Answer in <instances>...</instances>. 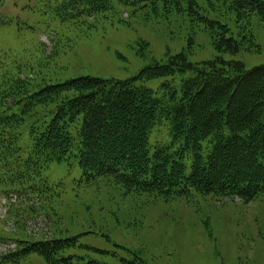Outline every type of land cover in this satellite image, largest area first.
<instances>
[{"label": "trees", "instance_id": "16d2710c", "mask_svg": "<svg viewBox=\"0 0 264 264\" xmlns=\"http://www.w3.org/2000/svg\"><path fill=\"white\" fill-rule=\"evenodd\" d=\"M118 2L136 9L149 7L164 16L186 13L206 24L218 53L235 54L241 47L226 25L200 13L198 0ZM228 2L237 20L252 14L264 19V0ZM23 8L32 13L52 10L61 21L89 24L101 15L106 18L112 4L26 0ZM54 49L55 45L49 54L54 55ZM6 65L10 64L0 60V181L16 186V191L38 194L30 182L42 169L76 157L86 183L109 177L127 194L167 201L196 192L245 203L264 196V65L246 70L242 62L220 55L192 64L179 53L128 80L86 75L50 85L40 84L18 66ZM188 69L179 94L170 90L158 98L144 85L148 79ZM163 120L169 121L170 142L150 151L149 133ZM77 239L18 240L15 250L0 254V264H17L28 253L51 264H74L73 255L62 252L74 247Z\"/></svg>", "mask_w": 264, "mask_h": 264}, {"label": "rangeland", "instance_id": "374dc122", "mask_svg": "<svg viewBox=\"0 0 264 264\" xmlns=\"http://www.w3.org/2000/svg\"><path fill=\"white\" fill-rule=\"evenodd\" d=\"M109 1L106 18L84 24L61 21L52 10L27 11L26 0H4L0 60L49 85L86 75L128 80L179 53L192 64L217 55L246 69L264 64V19L252 14L239 22L228 0L198 3L202 15L226 25L241 43L235 54L218 53L210 29L186 13L164 16L149 7ZM54 45L55 54H49ZM189 73L148 79L144 85L158 98L170 90L179 94L180 80ZM168 122L151 129L150 151L170 142ZM30 184L38 194L0 181V254L15 250L18 240L78 236L76 245L62 252L73 255L74 264H264V196L245 203L196 192L167 201L127 194L109 177L86 183L76 157L50 163ZM17 264L51 263L28 253Z\"/></svg>", "mask_w": 264, "mask_h": 264}]
</instances>
